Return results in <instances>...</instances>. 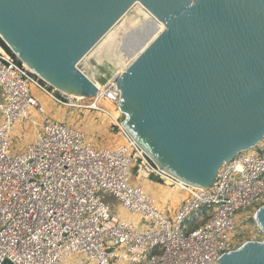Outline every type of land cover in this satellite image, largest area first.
Returning a JSON list of instances; mask_svg holds the SVG:
<instances>
[{
    "label": "water",
    "instance_id": "1",
    "mask_svg": "<svg viewBox=\"0 0 264 264\" xmlns=\"http://www.w3.org/2000/svg\"><path fill=\"white\" fill-rule=\"evenodd\" d=\"M137 1L166 29L116 82L123 125L164 170L209 187L264 138V0H0V39L54 87L95 96L79 63ZM257 218L264 231V206ZM220 264H264V242Z\"/></svg>",
    "mask_w": 264,
    "mask_h": 264
},
{
    "label": "built area",
    "instance_id": "2",
    "mask_svg": "<svg viewBox=\"0 0 264 264\" xmlns=\"http://www.w3.org/2000/svg\"><path fill=\"white\" fill-rule=\"evenodd\" d=\"M0 85L5 93L0 104V264H61L73 255L87 257L90 264H220L244 245L234 248L235 215L264 206V150L239 153L204 189L175 183L187 197L172 225L156 200L129 184L130 147L140 175L158 172L121 130L122 121L98 105L106 100L119 108L116 84L105 85L106 92L95 95L91 108L109 114L111 130L117 129L127 145L95 150L81 131L46 120L18 155L11 153L15 128L28 120L32 109L44 113L31 86L61 101L18 55L1 46ZM98 191L117 198L140 223L112 214ZM204 210L207 218L192 228V218ZM254 221L263 240L251 242L263 243L264 231Z\"/></svg>",
    "mask_w": 264,
    "mask_h": 264
},
{
    "label": "rangeland",
    "instance_id": "3",
    "mask_svg": "<svg viewBox=\"0 0 264 264\" xmlns=\"http://www.w3.org/2000/svg\"><path fill=\"white\" fill-rule=\"evenodd\" d=\"M145 20L146 19L143 18L140 22H138V25L135 27H129L127 31H124L121 35L122 39H124L123 37L125 35L128 36L129 34L139 30L141 26H143ZM129 52L131 53L132 50H129ZM91 63L97 67L98 82L103 88L105 85L110 86L111 82L116 84L117 80L123 75L118 76V78L114 80V72L109 65L98 66L94 61H91ZM81 70H84V67H81ZM39 79L41 80V78ZM41 81L49 92L58 98L61 103L53 100L46 93L35 86H31V93L43 107L44 113H40L37 110L32 109L28 120L15 128L13 133L14 145L11 151L13 155L25 152L27 146L31 144L41 133V127L46 120L61 123L65 122L69 126L81 131L86 136V143L91 145L95 150L115 149L120 145L128 144V141L125 140L124 136L121 135L117 129L114 131L111 130L113 121L109 114L91 108L94 103L95 96L90 95L82 98L81 100H70L68 96L62 95L60 92L55 90V88L50 87L43 80ZM4 96L2 95V97H0V103L2 104L5 103ZM98 105L116 117L119 122L122 121L121 123H123L125 121L126 116L122 113L123 111H120V104L118 105L119 108H117L108 101L101 100ZM32 121H35L36 123H33ZM3 122L4 116L0 111V125L3 124ZM262 150H264V138L256 147L251 149V151H255L257 153L262 152ZM133 151V148L130 147L129 158L131 160V165L129 167V184L133 187L143 188L154 200H156L158 206L162 204L163 208L161 207V212H163L165 216L171 220V224L174 225L177 211L176 200L178 199L181 201V196L186 194V192H184L179 186L175 185V183H171L159 174H152L150 176H147L146 174L140 175L138 173L137 163L134 161ZM153 165L157 167L154 162ZM154 178L159 183L157 187L160 188V190L153 188L155 192L148 189V184H150L148 181L153 180ZM97 194L103 198L104 202L108 203L112 214L124 220H131L134 224L140 223L141 218L130 217L127 211L122 207L121 202L113 195L105 193L104 191H98ZM186 197L187 195L183 198L184 200L181 202L180 206H183ZM258 209L259 208L257 206H253L237 211L235 215V228L238 234L234 236V248L238 249L247 242L263 240V236L259 234L261 232L258 231L257 225L254 221L255 214ZM207 214L208 212L204 210L202 213H199L198 216H194L191 221V227L195 228L199 224H202L207 218ZM61 264L90 263L85 256L73 255L72 258L63 260Z\"/></svg>",
    "mask_w": 264,
    "mask_h": 264
},
{
    "label": "bare ground",
    "instance_id": "4",
    "mask_svg": "<svg viewBox=\"0 0 264 264\" xmlns=\"http://www.w3.org/2000/svg\"><path fill=\"white\" fill-rule=\"evenodd\" d=\"M143 18L146 19L143 26H141V28L137 31L134 30L135 32L129 34L128 36L125 35L123 37L124 39H122V33L124 31H127L129 27H135L136 25H138V22H140ZM165 29V24L155 18L148 11V9L143 6L142 3L137 1L130 7L127 13L107 32V34L85 55V57L79 63L78 67L80 70L81 67H84V70H81L82 73L90 81L92 86L97 90L96 92H98L99 95H102L106 92V87L103 88L98 82V70L95 65H92L91 61H94L98 66L109 65V67H111L114 72L113 79L116 80L118 76L124 74L129 69L131 64L162 32H164ZM4 41L9 45V43L5 39ZM10 48L12 47L10 46ZM12 50L17 53L13 48ZM129 50H132V52L130 53ZM19 58L26 64V62L20 56ZM26 66L28 67L31 73L41 78V80L46 82L50 87L55 88V90L60 92L62 95L68 96L70 100L82 99L79 97L72 96L54 87L27 64ZM123 123H120L121 130H123L126 135L130 138V140L140 148V151L143 154H145L150 160L155 163V165L158 167H156L157 172L161 177L165 179L167 178V180L171 183L188 186L195 189H204L207 187L194 186L164 170L156 161H154L148 155V153L137 142V140L127 130ZM254 219L259 224L257 212L255 214Z\"/></svg>",
    "mask_w": 264,
    "mask_h": 264
},
{
    "label": "crops",
    "instance_id": "5",
    "mask_svg": "<svg viewBox=\"0 0 264 264\" xmlns=\"http://www.w3.org/2000/svg\"><path fill=\"white\" fill-rule=\"evenodd\" d=\"M0 86H1V85H0ZM1 87H2V86H1ZM1 87H0V97H2V95L4 96V90H2L3 87H2V88H1ZM2 92H3V93H2ZM0 104H1V103H0ZM148 182L150 183V184H148V187H149L148 189H149V190H151V191L153 190V192H155L153 188H156V189L160 190V188L157 187V185H159V183L155 180V178H154L153 180H149ZM182 190H183V189H182ZM183 191H184V190H183ZM184 192H185V191H184ZM182 194H183V192H182ZM182 196H183V197H182ZM182 196H181V198H180L181 201H179L178 199L176 200V210H177V211H176V214H177V212L180 210V208L182 207V206H180V205H181V202H183V200H184L183 198H185L186 194H184V195H182ZM159 206H160L159 208H160V210H161V207L163 208L162 204L159 205ZM162 213H163V212H162ZM130 217H131V216H130Z\"/></svg>",
    "mask_w": 264,
    "mask_h": 264
},
{
    "label": "trees",
    "instance_id": "6",
    "mask_svg": "<svg viewBox=\"0 0 264 264\" xmlns=\"http://www.w3.org/2000/svg\"><path fill=\"white\" fill-rule=\"evenodd\" d=\"M0 46L2 47V48H4L5 50H7V51H9L10 52V50L7 48V46L1 41V39H0ZM43 83V82H42Z\"/></svg>",
    "mask_w": 264,
    "mask_h": 264
}]
</instances>
